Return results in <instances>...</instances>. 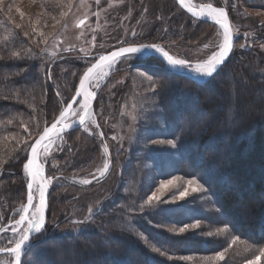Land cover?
Here are the masks:
<instances>
[{
    "label": "rangeland",
    "instance_id": "obj_1",
    "mask_svg": "<svg viewBox=\"0 0 264 264\" xmlns=\"http://www.w3.org/2000/svg\"><path fill=\"white\" fill-rule=\"evenodd\" d=\"M192 1L198 4L213 3L217 7H225L230 21L239 27L238 34L234 31L235 44L229 61L233 59L235 63L238 56L253 51V57L256 56L260 61L256 62L258 63L256 68L264 77V60L260 59L261 55L264 59V25H260L264 22V15H256L257 12L264 13V0H243L242 3L247 10L244 13L234 10L233 0ZM69 4L72 11L60 25L54 28L56 21L46 13L51 11L57 19H60L59 13L66 11ZM95 12L100 13L99 17L94 15ZM85 17V26L77 27L78 21ZM37 20L40 21L39 24L36 23ZM65 23L66 27H63ZM206 24L187 15L178 7L175 0H100L99 4L96 0H0V56L5 57L4 60H0V65L8 66L16 62L29 61L35 51H38L39 55L43 52L41 49L45 47L42 43L39 46L35 43L42 39L39 37V31L45 34L55 32L58 37L56 47H51L53 40L49 37L48 53H43L52 60L56 58L47 67V76L59 93V95L55 94L56 98L51 96L48 99V91L43 82L37 85L41 90L38 97H35L32 90L28 91V87L33 86V81H30V86L21 83L14 87V92L13 87L10 91L1 90L0 84V107H2L0 108V170L5 167L10 169V177L0 182V227L8 226L10 220L14 221L17 218L15 210L20 203L26 202L27 178L23 172V165L27 162L29 152L28 145L23 141L28 140L29 143L34 141L35 137L29 136L28 133L34 132L37 124L39 129L41 128L45 120L46 108L47 115L52 119L59 109L60 102L67 104L74 98V92L79 86V79L83 72L100 54H109L121 46L159 43L170 54L177 58H186L195 64L198 60L206 58L219 40V27ZM16 25L20 27L17 28ZM25 31L31 35L25 36ZM245 33L249 34L247 38ZM93 37H95L94 40ZM259 37L263 39L258 41ZM205 43L211 46L205 49L203 47ZM241 43H244L245 47H240ZM14 52H20L21 56L12 57ZM52 52L56 55H51ZM150 58L122 59L116 63L112 71L100 82L99 87L93 88L96 98L92 107L99 128L90 125L91 134L84 132L82 128L69 130L64 134V142L54 145L46 158V175L56 179L50 186V191L53 190L52 194L49 193L52 200L49 241L40 245L39 248L55 243L61 248V245L65 244L57 240L55 235L66 236L79 228L78 225L72 224L71 220L84 219L89 207L93 208L95 216L103 203L115 194L117 201L119 198L123 199L122 195L133 201V208L122 201L123 206L120 205V210L124 207L130 215L138 218L123 214H119L118 218L125 222L126 229L135 234V237L140 238L138 234H142L148 238L149 244H145L141 238V241H138L140 246L148 252L165 260H169L168 255H172L174 258L170 261L181 264H244V261L252 258L255 250L264 247V244L253 245L239 239L237 244L229 247L231 239L235 237L230 229L227 233L212 237L205 235L209 230L216 232L218 228L227 226L226 219L220 215L214 195L204 183L194 175L184 174L185 171L180 169V164L183 162L180 142L168 126L159 100V93L163 86L167 83L171 84L164 73V70H170L159 59L160 64L156 61L146 64ZM23 65L12 79L17 80L20 74L27 72V67ZM45 67L37 70L39 79L45 78ZM228 73H231V70ZM149 76L154 81L151 85L147 79ZM3 78L5 80V75ZM8 92L11 94L8 95ZM211 95L215 96L214 93ZM3 109L6 110L2 111ZM52 110L55 111L52 112ZM8 120H12V123H6ZM25 128L28 129L27 132ZM100 133L103 135L101 136ZM173 138L177 140L176 149L166 144L152 143L154 140ZM17 141L20 143L18 144ZM105 145L109 149L110 157L104 153ZM58 148L61 150H57ZM41 158L45 159L43 156ZM107 160H110L109 172L103 178H99L96 174L97 169ZM174 177H180V179L176 181L175 188H169L165 192L164 200L178 193L184 186L183 180L190 178L198 179L207 192L190 193L182 200L161 202L155 208L145 204L143 211L139 210L138 205L144 203L146 197L155 191L159 181ZM85 178L92 179V183L80 184L79 181ZM57 198H68L75 203L71 205L72 209L68 212L65 210L63 213L64 224H60L55 216V213L63 209L65 205L57 203ZM118 208L117 205L115 209ZM171 209L180 210V213L174 214L176 218H179L180 224L170 223V219L175 217L172 218L171 214L164 213ZM194 214H200L213 221L211 224L208 222L209 219L199 221V228H190L184 233L171 231V229H179L181 226L198 222ZM139 222L147 224L151 231L170 234L181 242L182 250L193 247L189 245L190 243L188 244L190 239H201L207 242L208 249L213 250L198 256L191 253L181 254V256H192V260L176 259L175 257L180 255L176 256L167 251L166 255L161 256L153 252L149 245H155L162 250L163 247L144 235ZM0 235H2L0 247L11 246L7 243L10 233ZM246 246H251L252 251L245 252ZM226 247L228 251L224 261L206 262L203 259L214 256ZM201 249L202 246L199 244L198 250ZM214 249H217L216 252ZM38 251L39 249H36L22 257V264H50L37 259L40 253ZM237 253L240 254L237 255ZM2 259H8V257L1 256L0 260ZM55 264L64 263L56 262ZM260 264H264V257L261 258Z\"/></svg>",
    "mask_w": 264,
    "mask_h": 264
},
{
    "label": "trees",
    "instance_id": "obj_2",
    "mask_svg": "<svg viewBox=\"0 0 264 264\" xmlns=\"http://www.w3.org/2000/svg\"><path fill=\"white\" fill-rule=\"evenodd\" d=\"M242 1L233 0L236 12L244 13L245 7ZM206 25L213 26L208 23ZM262 39L259 37L258 41ZM252 54L253 51L245 52L238 56L235 63L233 59L230 60L214 81L204 85L164 70L171 84L167 83L163 86L159 93V100L164 109L167 124L180 142L183 160L180 169L185 171L184 174L199 178L212 192L221 212L220 215L226 219L225 224L233 235L253 245H262L264 244V77L256 68L258 64L256 62L260 61ZM260 57L263 61L262 55ZM29 59V61L16 62L8 66L0 65L1 90L10 91L13 87L14 92V87L21 83L30 86V81H33V86H26L28 91L32 90L35 97H38L41 90L37 85L43 82L48 91V99L51 96L56 98L57 91L47 76V67L56 58L52 60L43 52L38 55V51H35ZM149 60L146 64L155 61L161 63L156 57H151ZM22 64L27 67V72L20 74L17 80L12 79ZM44 66H46L45 78L39 79L37 70L43 69ZM230 70L231 73H228ZM4 75L5 80H3ZM213 93L214 97L211 95ZM62 106L63 103L60 102L58 111ZM58 111L54 116L58 115ZM44 117L40 130L45 126V122L50 124L53 120L47 115V108ZM9 177L10 169L2 168L0 182ZM52 191L51 189L50 195ZM121 197L123 199L119 198L118 201L115 194L108 198L98 209L93 220L78 225L79 228L74 229L70 234L55 235V238L65 245L59 248L55 243L41 247L37 259L50 264L56 262L64 264H181L165 260L140 246L138 241L141 239L128 231L125 222L118 218L119 214L133 217L124 207L120 210L122 201L129 204L131 208L134 206L133 201L123 195ZM69 200L57 198V203L65 204L63 209L55 213L60 224L65 223L63 216L65 210L68 212L72 209L71 205L75 204ZM117 205L119 208L115 209ZM179 211V209H171L164 213L171 214L172 218L175 217L170 219V223L180 224L179 218L174 216L180 213ZM51 214L52 200L49 196L46 237L51 229ZM193 216L198 222L209 219L208 222L211 224L213 221L200 214ZM139 223L144 235L156 241V244L170 254L181 256V254L191 253L198 256L213 250L208 249L207 242L201 239H190L188 244L190 243L189 245L193 247L182 250L181 242L170 234L151 231L147 224ZM48 241L49 236L40 245ZM199 244L202 246L200 251ZM216 250L214 249V252Z\"/></svg>",
    "mask_w": 264,
    "mask_h": 264
},
{
    "label": "snow or ice",
    "instance_id": "obj_3",
    "mask_svg": "<svg viewBox=\"0 0 264 264\" xmlns=\"http://www.w3.org/2000/svg\"><path fill=\"white\" fill-rule=\"evenodd\" d=\"M177 2L179 6L190 13L193 18L197 20L209 19L214 22L215 25H218L219 40L215 44L214 50L206 58L198 60L195 64L186 58H177L170 54L169 51L159 43H139L121 46L118 50H113L108 55L100 54L94 62L91 63V66L87 67L86 71L83 72L82 77L79 79V88L74 92V98L67 104H63L62 108L58 111V115L53 117L50 124L45 122V126L42 130L39 129L38 124L35 125L34 132L28 133L29 136L35 137L32 143H29L28 140L23 141L28 145V152L30 154V158H28L27 162L23 165V172L27 178L26 202L20 203L19 207L15 210L17 218L14 221L10 220L8 226L0 227V234L10 233L7 243L11 245L0 247V256L8 257V259L0 260V264H22V257L31 253L33 249H39L40 244L45 241L47 235L46 213L48 209V191L54 179H56V177L47 176L45 174V160L50 155L53 145H56L58 142H64V134L68 130L75 129L79 126L84 132L91 134L90 125L99 128L92 107V102L96 98V92L93 88L99 87L100 82L109 74L114 64L120 62L122 59H144L153 55H159L172 69L193 72L200 77L209 79L210 82L215 80L220 72L221 66L225 64V61L233 51L234 31L238 34L239 27L230 21L225 7H217L214 6L213 3H193L192 0H177ZM96 3L99 4L100 0H96ZM71 11L72 7L71 4H69L66 11H61L59 13L60 19H57L56 15H53L51 11L47 12L46 15L56 21V24L53 25L55 28L56 25L61 24V21L67 17ZM245 12H247L246 9ZM94 15L99 17L100 13L95 12ZM256 15H264V13L257 12ZM21 16H23V13H21ZM9 19H11V17H9ZM36 23L39 24L40 21L37 20ZM85 24L86 17L78 21L77 27L83 28ZM262 24H264V22H262ZM44 26H47L46 21ZM62 26L66 27V23ZM16 27L19 28L20 25H16ZM33 32H35V29H33ZM132 34L135 35V33ZM24 35L30 36L31 34L25 31ZM248 35V33H245L246 38ZM39 37L42 39L35 41V43H37V46L41 43L45 45L41 51L48 53L49 37H52L53 40L51 47H56L58 40L57 33L45 34L43 31H39ZM94 39L95 37H93V40ZM210 46V44L205 43L203 47L208 49ZM240 47H245V44L241 43ZM28 51L30 52L31 50L29 49ZM51 55L55 56L56 53L52 52ZM20 56V52L12 53V57L19 58ZM4 59V56H0V60ZM147 79L150 85L154 83L150 76L147 77ZM152 90L154 91V89ZM57 95H59V93H57ZM133 120H135V116H133ZM6 123H12V120H8ZM25 131L27 132L28 129L25 128ZM100 135L102 136L103 133H100ZM113 139H116V137H113ZM17 143L19 144L20 141H17ZM152 143L157 145L166 144L172 149L177 148V140L175 138L154 140ZM57 150L61 149L58 148ZM104 153L106 156L110 157L107 145L104 146ZM42 156L45 159H42ZM109 168L110 160H107L103 163L102 167L97 169L96 174H98L99 178H103L105 174L109 172ZM179 179L180 177H174L173 179L159 181V186L156 187L155 191H152L151 194L146 197L144 203L138 205L139 210L143 211L145 204L155 208L161 202L170 203L176 199L182 200L190 193L207 192V189L198 179L190 178L183 180L184 186L181 187L178 193H174L170 199L164 200L163 197L165 192L169 188H175L176 181ZM79 183L82 185H89L92 183V179H81ZM92 219H94V211L92 207H89L87 216L84 219H73L71 223L74 225H81L89 223ZM199 227L200 223L196 222L181 226L179 229H171V231L184 233L190 228L195 229ZM228 231V226H225L218 228L216 232L209 230L205 235L212 237L214 235L227 233ZM138 235H140V238L145 244H149L147 237L142 236V234ZM0 239H2V235H0ZM238 241V236L233 237L229 247L237 244ZM149 246L153 252L159 253L161 256L166 255V250H162L155 245ZM227 251L228 248L226 247L223 251H218L214 256L204 257L203 259L206 262L224 261ZM244 251H252L251 246H246ZM239 254L240 253H237V255ZM262 257H264V247H259L255 250L252 258L246 259L244 264H260ZM173 258L172 255H168L169 260ZM175 258L179 260L193 259L192 256H179Z\"/></svg>",
    "mask_w": 264,
    "mask_h": 264
},
{
    "label": "water",
    "instance_id": "obj_4",
    "mask_svg": "<svg viewBox=\"0 0 264 264\" xmlns=\"http://www.w3.org/2000/svg\"><path fill=\"white\" fill-rule=\"evenodd\" d=\"M175 2H176V4L178 5V7L181 9V10H183L187 15H189L191 18H193L192 16H191V14L190 13H188L185 9H182L180 6H179V4H178V2H177V0H175ZM193 19H195V20H197L196 18H193ZM197 21H200V22H203V23H209V24H212V25H215L214 24V22H212L211 20H209V19H200V20H197ZM215 26H217L218 27V25H215ZM234 44H235V36H234ZM234 49V48H233ZM116 50H118V49H116ZM233 52V51H232ZM232 52H231V54L229 55V57H228V59L225 61V64L223 65V66H221V69H223V67L227 64V62L229 61V59H230V57H231V55H232ZM110 54V53H109ZM106 55H108V54H106ZM151 57H156V58H158L160 61H162L167 67H168V69L172 72V73H174V74H176V75H178V76H181V77H184V78H187V79H190V80H193V81H195V82H198V83H200V84H207V83H209L210 81H209V79H206V78H200V77H197L194 73H192V72H190V71H184V70H179V69H172V68H170L168 65H167V63L159 56V55H153V56H151ZM220 69V70H221ZM78 88H79V86H78ZM78 88H77V90H78ZM75 107V106H74ZM77 128H79V126H77ZM69 131V130H68ZM67 131V132H68ZM66 132V133H67ZM65 133V134H66ZM28 158H30V154L28 155ZM45 174H46V172H45ZM49 193H50V188H49V191H48V197H47V199L49 200ZM47 215H48V209H47V213H46V223H47ZM1 257V256H0Z\"/></svg>",
    "mask_w": 264,
    "mask_h": 264
},
{
    "label": "bare ground",
    "instance_id": "obj_5",
    "mask_svg": "<svg viewBox=\"0 0 264 264\" xmlns=\"http://www.w3.org/2000/svg\"><path fill=\"white\" fill-rule=\"evenodd\" d=\"M192 2H193V1H192ZM193 3H194V2H193ZM115 65H116V64H114V65L112 66V68H111V70L109 71V73L112 71V69L115 67ZM192 73H193V72H192ZM194 74H195V73H194ZM195 75H196V74H195ZM196 76H197V77H200V76H198V75H196ZM105 78H106V77H105ZM200 78H203V77H200ZM103 80H104V79H103ZM92 103H93V102H92ZM53 147H54V145H53ZM53 147H52V148H53Z\"/></svg>",
    "mask_w": 264,
    "mask_h": 264
}]
</instances>
